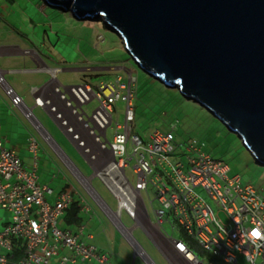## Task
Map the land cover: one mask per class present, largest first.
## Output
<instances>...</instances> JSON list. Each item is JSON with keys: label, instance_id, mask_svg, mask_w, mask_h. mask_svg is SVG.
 Here are the masks:
<instances>
[{"label": "built area", "instance_id": "1", "mask_svg": "<svg viewBox=\"0 0 264 264\" xmlns=\"http://www.w3.org/2000/svg\"><path fill=\"white\" fill-rule=\"evenodd\" d=\"M60 71L51 69L48 83L30 88V95L36 107L47 109L85 158L92 175L81 174L62 151L51 147L134 251L141 248L132 235L133 228L122 224L123 215L153 241L167 264H214L198 255L191 243L219 263L237 264V252L250 264H264V198L251 185L243 184L237 175L229 176L228 166L206 153L200 140L177 142L172 127L168 131L153 130L146 137L134 132L135 79L130 71L126 82L118 79L116 85H101L98 90L84 83L62 90L56 79ZM0 87L11 106L32 121V111L1 72ZM94 100L97 107L88 113L84 106ZM119 101L124 104L123 123L115 122L112 126L115 104ZM109 129L113 133L110 142ZM128 146L131 154L127 152ZM39 147L38 140L30 136V164L26 165L0 138V210L8 214L7 218L0 217V264L10 263L17 251L21 256L14 264H50L52 260L59 264H113L111 252L81 239L83 224L76 226V232L62 227V219L77 191L73 187L67 190L65 185L55 192L39 182ZM93 178L110 196L113 209L95 190L89 189ZM198 189L209 196L219 209L217 212ZM149 191L153 198L146 201ZM80 201L81 210L92 218L87 201ZM153 201L159 206L152 210L151 221L147 205L152 207ZM220 212L226 220L219 217ZM164 224L170 232L163 231ZM150 227L158 231L160 241L149 231ZM175 231H181L186 240L175 236ZM142 258L153 264L143 250Z\"/></svg>", "mask_w": 264, "mask_h": 264}, {"label": "rangeland", "instance_id": "2", "mask_svg": "<svg viewBox=\"0 0 264 264\" xmlns=\"http://www.w3.org/2000/svg\"><path fill=\"white\" fill-rule=\"evenodd\" d=\"M2 5L5 8L2 11L14 12L11 13L14 17L8 21L10 24H14L16 28L26 30L28 29L26 25L29 24V22L27 24L25 22L29 20L28 18L26 19V16L29 17L32 23L36 25L35 29L40 31L39 36L47 32L51 44L57 48L64 47L67 58L75 63L70 66L80 68L79 70L77 69V72L61 70L56 75L62 90H64V87L83 83L94 87L96 90L101 85H116L118 79L121 82H126L129 71L132 70L133 72L130 71V74L135 79L133 95L135 111L134 132L144 136L156 129L168 131L172 127L176 141L179 143H187L190 138L200 140L204 143V151L206 153L228 166L229 176L237 175L243 184L251 185L264 198V166L255 162L237 135L231 133L204 107L185 99L179 94L177 89L161 85L137 67L125 52L118 36L101 19L80 20L68 11L48 7L44 0H14L13 3L6 0ZM29 30L31 29L29 28ZM32 40L36 45H39L37 39L32 38ZM65 67L68 66L63 65L60 68L63 69ZM37 75H14V80L17 84L24 86L28 85L29 82L36 83V80L40 79ZM45 79L48 80L49 77H45ZM26 97H28V94ZM115 106L116 111L113 113L112 126L115 125V122L123 123L124 104L119 101ZM96 107L97 103L95 100L84 106L88 113H91ZM33 115L56 140L76 169L84 176L90 177L93 170L49 114L35 107ZM34 134L40 146L37 168L39 182L49 185L55 192L61 190L65 185H67V190L73 187L77 191L73 195L74 197L76 196L75 199L83 197L93 212H91V221L99 230L95 232L94 242L101 243L104 241L106 243L105 238L109 241L111 240V253L116 257V261L122 264H130L133 258V249L130 244L104 215L99 206L73 175L70 168L64 164L65 162L61 161L48 141L43 139L36 129H34ZM112 134V130L109 129L107 133L109 142L112 141ZM127 152L131 154L130 146H128ZM23 161L30 164L29 160ZM126 173L131 182L132 175L129 174V169L126 170ZM91 184L104 202L113 209L114 203L99 181L93 178ZM198 191L217 212L219 209L214 206L209 196L200 189ZM149 198H153L151 191H149L148 198L146 196V201ZM158 206L157 201H153L152 207L148 203L147 208L150 217H153L152 210L157 209ZM7 216L6 212L0 210L1 218H7ZM219 217L226 220L224 213L220 212ZM121 222L127 228L133 225V222L125 215L122 216ZM67 227L76 232V227L73 225ZM167 227L169 229L168 232H170V227L165 225V228ZM132 235L142 249L157 264H167L140 229L134 228ZM174 235L180 236L185 240L187 238L179 231H175ZM191 245L195 252L207 261H211L214 264H223L219 263L210 254L203 253L195 243H191ZM234 256L237 264H250L242 254L236 252ZM139 260L137 258L136 262Z\"/></svg>", "mask_w": 264, "mask_h": 264}, {"label": "water", "instance_id": "3", "mask_svg": "<svg viewBox=\"0 0 264 264\" xmlns=\"http://www.w3.org/2000/svg\"><path fill=\"white\" fill-rule=\"evenodd\" d=\"M44 1L101 19L137 67L204 107L264 166V0Z\"/></svg>", "mask_w": 264, "mask_h": 264}, {"label": "crops", "instance_id": "4", "mask_svg": "<svg viewBox=\"0 0 264 264\" xmlns=\"http://www.w3.org/2000/svg\"><path fill=\"white\" fill-rule=\"evenodd\" d=\"M4 1L6 0H2V1L0 0V72L2 73L6 83L10 85L16 91V93L22 97L24 105L28 109H30L33 114V109L36 106L34 105L33 98L30 95V88L41 87L46 85L50 80L49 71L51 69L54 68L61 69L60 68L61 66L66 65L68 67L61 69L62 71L77 72V69L79 70L80 68L70 66V65H74L75 63L71 62L72 60L67 58L64 52V47L57 48L53 46V44H51V40L49 39V35L47 32L43 33L42 36H39L40 31L35 29L36 25L32 23V20L29 17L26 16V19L27 18L29 19L25 21L26 24L29 22V24L26 25V27L28 28L26 30H24L23 28H16L14 24H10L8 21L14 17L11 15V13L14 12L2 11L3 9L5 10V8L2 5ZM29 28L31 30H29ZM32 38L37 39L39 41V42L37 41L39 45L38 44L36 45L32 40ZM130 71L133 72L132 70ZM27 74L29 75L41 74V75H37L39 76L40 79L39 80L37 79L36 83L29 82L30 84L28 83V85H24V86L17 84V82L14 80V75L24 76ZM45 77L46 78L49 77V79L47 80L45 79ZM57 82L60 84L59 81ZM92 88L94 89V87ZM49 93L50 92L48 91L46 95H48ZM27 94L28 97H26ZM37 108L48 113L46 108H40V107ZM33 118L35 120L33 119L31 121L27 119L20 109L11 106L9 99L5 96L3 89L0 87V138L5 142L6 146L9 149L15 151L22 161L29 160L30 162V154L27 150L28 138L30 136H35L34 129H36L40 133L43 139H45L44 137H47L49 140L48 143L50 145H53L57 151H62L65 157L68 160H70L69 157L66 155V153L62 150V148L58 145L56 140L50 135V133L44 128V126L41 125V123L37 120V118L34 115ZM24 164L28 165V163L26 162H24ZM64 164L68 165L66 163ZM75 198L76 196L75 197L73 196V199ZM82 198L75 199L79 202L78 204L80 205V215L83 220L82 224L84 225V236L81 239L86 240L87 242H93L95 245L98 246L99 249L103 251L112 252L111 240L109 241L107 240V238H105L106 243L104 241H102L101 243L94 242L95 241L94 237L96 234L95 232L98 230V228H96L95 224H93V222L91 221L92 218H90V216L86 215L81 210V206L83 202H81L80 199ZM152 218L153 217H150L151 221H153ZM63 224L64 222L62 220L61 223L62 227L69 229V227H67L66 225L63 226ZM134 225L135 223H133V225L128 228L134 229ZM74 227H76V225ZM75 229H77V227ZM163 229H164L163 231H166L168 233L169 229L168 227L165 228V224L163 225ZM140 230L142 231V229ZM149 231L152 233L153 236L156 237L155 239H158V241L161 240V236L158 233V231L153 230L151 227ZM89 237H91V239ZM147 238L150 240L148 236ZM150 242L154 245L152 240H150ZM154 247L157 250V252L161 255V257L164 258L163 255L160 253L159 249L155 245ZM140 248L141 249H139L137 252L133 250V258L130 264H142V262L143 264H147L146 261L142 258L143 249L141 246ZM146 255L153 264H157L147 253ZM19 258L20 257H18L17 259ZM137 258L140 259L138 262H136ZM116 260H117L116 257L113 256V264H122ZM8 264H14V260L11 259L10 263ZM50 264H59V263L56 260H52ZM74 264H98V263L90 261V262H77Z\"/></svg>", "mask_w": 264, "mask_h": 264}, {"label": "trees", "instance_id": "5", "mask_svg": "<svg viewBox=\"0 0 264 264\" xmlns=\"http://www.w3.org/2000/svg\"><path fill=\"white\" fill-rule=\"evenodd\" d=\"M11 3H13V0H7ZM79 202L75 199H73L72 204L70 207L66 210L65 215L63 217V222L66 226H77L82 224V217L80 215V205L78 204ZM21 256V253L18 251L12 254L11 259L14 261Z\"/></svg>", "mask_w": 264, "mask_h": 264}, {"label": "clouds", "instance_id": "6", "mask_svg": "<svg viewBox=\"0 0 264 264\" xmlns=\"http://www.w3.org/2000/svg\"><path fill=\"white\" fill-rule=\"evenodd\" d=\"M54 151L56 152V150H54ZM71 163H72V161H71ZM72 165L75 166L73 163H72ZM67 166H68V165H67ZM68 167H69V166H68ZM90 184H91V183H90ZM91 185H92V184H91ZM93 190H94V189H93Z\"/></svg>", "mask_w": 264, "mask_h": 264}, {"label": "bare ground", "instance_id": "7", "mask_svg": "<svg viewBox=\"0 0 264 264\" xmlns=\"http://www.w3.org/2000/svg\"><path fill=\"white\" fill-rule=\"evenodd\" d=\"M32 119H34V118H32ZM35 120V119H34Z\"/></svg>", "mask_w": 264, "mask_h": 264}, {"label": "snow or ice", "instance_id": "8", "mask_svg": "<svg viewBox=\"0 0 264 264\" xmlns=\"http://www.w3.org/2000/svg\"><path fill=\"white\" fill-rule=\"evenodd\" d=\"M254 235H256V234L254 233Z\"/></svg>", "mask_w": 264, "mask_h": 264}]
</instances>
